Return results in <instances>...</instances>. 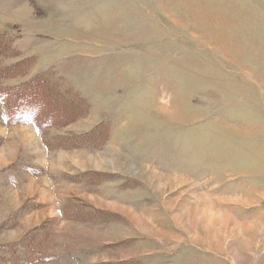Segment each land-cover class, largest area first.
Returning a JSON list of instances; mask_svg holds the SVG:
<instances>
[{
  "label": "rangeland",
  "instance_id": "obj_1",
  "mask_svg": "<svg viewBox=\"0 0 264 264\" xmlns=\"http://www.w3.org/2000/svg\"><path fill=\"white\" fill-rule=\"evenodd\" d=\"M0 47V264H264V0H0Z\"/></svg>",
  "mask_w": 264,
  "mask_h": 264
},
{
  "label": "trees",
  "instance_id": "obj_2",
  "mask_svg": "<svg viewBox=\"0 0 264 264\" xmlns=\"http://www.w3.org/2000/svg\"><path fill=\"white\" fill-rule=\"evenodd\" d=\"M0 49H2V48L0 47ZM40 83H42V82H40ZM40 83L38 81V82H35L33 84H30V85H34V86H32L33 88L32 87L27 88V89L26 88L25 89L19 88L16 91H13L9 95H6V96L9 97V101L12 105L17 106V108H15V109H21L25 105H31V107H33L32 110H34L35 112L40 111L39 109H42V108H38L39 105H37L36 103L31 104V102L28 100L30 96L32 97L31 94H35V97L38 96V97H41L43 99V96H42L43 93L38 92L39 87L42 88L41 87L42 85ZM36 100H40V102L43 101L41 99H37V97H36ZM57 112H58V110H55L53 113L58 115Z\"/></svg>",
  "mask_w": 264,
  "mask_h": 264
}]
</instances>
